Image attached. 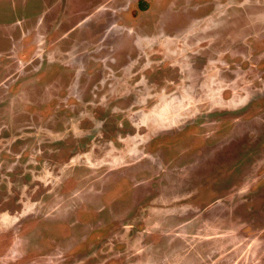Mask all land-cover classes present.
Returning <instances> with one entry per match:
<instances>
[{
  "label": "rangeland",
  "instance_id": "obj_1",
  "mask_svg": "<svg viewBox=\"0 0 264 264\" xmlns=\"http://www.w3.org/2000/svg\"><path fill=\"white\" fill-rule=\"evenodd\" d=\"M0 264H264V0H0Z\"/></svg>",
  "mask_w": 264,
  "mask_h": 264
},
{
  "label": "flooded vegetation",
  "instance_id": "obj_2",
  "mask_svg": "<svg viewBox=\"0 0 264 264\" xmlns=\"http://www.w3.org/2000/svg\"><path fill=\"white\" fill-rule=\"evenodd\" d=\"M204 48V50L205 49H208L207 47H203ZM210 50H212V51H214V54H218L217 52V50H215L214 48H211ZM226 51H223V52H219V53H225ZM205 62H204V67H205V63H207V61H208V58H206L205 57ZM203 67V68H204ZM209 131L210 130H199V134H200V136H203L204 138H207L208 136V133H209ZM226 138V137H225ZM203 153H205V152H203ZM203 153L201 154V155H203ZM225 156V155H224ZM202 161V160H201ZM210 162H212V164H213V166H215V165H217L218 163H226V162H228V159L227 158H224V159H219V157L218 156H216V158H212V159H210ZM227 176L226 175H222V176H215V177H209L210 178V180L209 181H207V184H208V186L209 187H212V186H214L215 184H217V183H220L221 185H223L222 183L224 182L223 181V178H226ZM216 186V185H215ZM186 194H187V192H186ZM206 194H210V195H219V194H222L223 195V193H221V191H209L208 193H206ZM230 195V194H229ZM185 198V197H184Z\"/></svg>",
  "mask_w": 264,
  "mask_h": 264
}]
</instances>
